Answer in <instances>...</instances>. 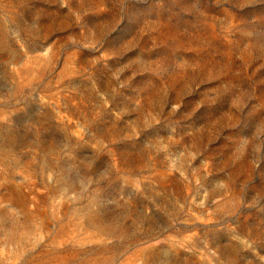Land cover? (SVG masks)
I'll use <instances>...</instances> for the list:
<instances>
[{
    "label": "rangeland",
    "instance_id": "rangeland-1",
    "mask_svg": "<svg viewBox=\"0 0 264 264\" xmlns=\"http://www.w3.org/2000/svg\"><path fill=\"white\" fill-rule=\"evenodd\" d=\"M0 264H264V0H0Z\"/></svg>",
    "mask_w": 264,
    "mask_h": 264
}]
</instances>
